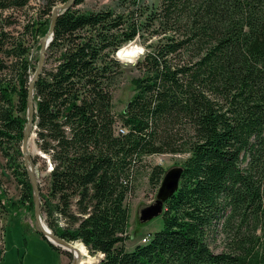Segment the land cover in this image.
Segmentation results:
<instances>
[{
    "label": "trees",
    "instance_id": "16d2710c",
    "mask_svg": "<svg viewBox=\"0 0 264 264\" xmlns=\"http://www.w3.org/2000/svg\"><path fill=\"white\" fill-rule=\"evenodd\" d=\"M31 1L0 0V155L20 187L14 201L0 182V205L33 215L21 152L27 87L51 11L67 0L30 13ZM83 1L56 18L45 52L54 66L34 84L36 144L51 163L38 186L48 228L102 255L90 264H264V0H133L127 13L81 11ZM16 12L19 35L9 29ZM143 34L154 41L136 63L142 76L115 112V54ZM160 154L187 155L179 187L162 228L128 251L125 201L143 159ZM164 172L154 165L150 184Z\"/></svg>",
    "mask_w": 264,
    "mask_h": 264
},
{
    "label": "rangeland",
    "instance_id": "374dc122",
    "mask_svg": "<svg viewBox=\"0 0 264 264\" xmlns=\"http://www.w3.org/2000/svg\"><path fill=\"white\" fill-rule=\"evenodd\" d=\"M132 1L133 0H84L81 4L77 5V8L81 11L111 8L117 13H127L128 7L132 9ZM137 2L140 7H157L159 5V0H137ZM39 3H41V0H32L27 11L32 13V9L36 10ZM13 17L16 19V22L14 25L10 26L9 29L11 33L19 35V33H21V28L18 24L21 17L20 12L14 13ZM145 37L146 34L136 37L125 46H129L132 49L131 53L135 52L137 46L147 49L146 45L154 41V38L146 39ZM120 49H118V51ZM118 51L115 57L120 64L121 74L116 79L112 93L113 110L115 112H120L133 95L135 88L131 80L142 76L141 71L136 66V63L142 58L136 59L135 64H126L124 61L130 60L133 57L130 56L128 59L117 58ZM36 54L38 53L36 52ZM44 66L51 68L54 66V62L51 59L45 58ZM28 154L29 161L37 179V184L41 190L44 191L48 185V172L51 169V163L48 161L47 156L38 149L34 130L30 136ZM41 154L45 157H42ZM35 155L45 158L44 161L33 164L32 158ZM186 156L185 154H160L150 155L143 159L141 163L142 166L138 168L135 173V191L132 195L128 196L125 201L129 209V226L127 232L130 236L124 243L126 250L130 251L135 245L146 243L150 235L160 230L163 226L161 215H157L146 222H141L139 220L140 209L153 202L160 184V182L157 185L150 184L148 179L150 169L154 165H160L163 167L164 171L174 166H181ZM0 182L8 198L14 201L19 198L20 187L13 178L11 172L4 167V159L1 155ZM16 212L17 214H15ZM222 240V234L218 232L215 242H210L211 250L214 252L221 251L224 248ZM85 252L87 255V262L97 261L101 257L100 253L91 255L88 251L85 250ZM65 259L67 260L66 264L71 260V257L66 254V250L60 247L59 249L54 248L49 244L48 240L43 237L38 229L34 216L24 207L20 206L15 210L10 208L9 210H5V208L0 205V264H64Z\"/></svg>",
    "mask_w": 264,
    "mask_h": 264
},
{
    "label": "water",
    "instance_id": "95a60500",
    "mask_svg": "<svg viewBox=\"0 0 264 264\" xmlns=\"http://www.w3.org/2000/svg\"><path fill=\"white\" fill-rule=\"evenodd\" d=\"M73 0H67L63 4L56 5L51 11L50 24L46 31V33L41 37L38 44L40 45L38 51L37 64L34 70V73L29 78L28 87H27V108H26V123L24 125V129L22 132V140H21V152H22V160L24 166L26 168V172L32 187V196H33V205L34 212L33 216L37 223L38 229L41 234L54 246L60 247L63 250H66L71 254V260L68 264H90L95 261L82 262L81 255L79 253V248L77 246V241H66L56 235H54L51 230L48 228L47 224L44 221L43 214L40 211V195L37 184V179L34 174L32 165L29 161L28 154V144L30 140V136L32 135V131L36 128L34 123V114L36 112L35 103L33 100L34 93V84L38 76L41 74L42 68L44 66L45 52L53 39V29L56 18L69 8L72 5ZM42 157H45L41 154ZM183 173L182 166H174L166 170L161 178L159 187L156 191L155 198L153 202L149 205L143 207L139 211V220L141 222H146L151 218L161 215L163 212V204L164 202L170 198L175 191L179 187V182ZM45 226V228L42 226ZM84 246L83 243H81ZM74 250L76 254L72 252ZM86 251H88L86 249ZM102 256V255H101Z\"/></svg>",
    "mask_w": 264,
    "mask_h": 264
},
{
    "label": "bare ground",
    "instance_id": "6f19581e",
    "mask_svg": "<svg viewBox=\"0 0 264 264\" xmlns=\"http://www.w3.org/2000/svg\"><path fill=\"white\" fill-rule=\"evenodd\" d=\"M132 52V49L129 47V46H125V47H123V48H121L119 51H118V56L120 57V58H126V59H128L131 55H130V53ZM42 226H43V224H42ZM44 228H45V226H43ZM77 246H78V248H79V253H80V255H81V259H82V262H85V260H86V258H87V255H86V252H85V250H86V247H83V245L81 244V243H79V242H77ZM72 252L74 253V254H76V252L74 251V250H72Z\"/></svg>",
    "mask_w": 264,
    "mask_h": 264
},
{
    "label": "clouds",
    "instance_id": "9594fccd",
    "mask_svg": "<svg viewBox=\"0 0 264 264\" xmlns=\"http://www.w3.org/2000/svg\"><path fill=\"white\" fill-rule=\"evenodd\" d=\"M134 43V42H133ZM148 49L144 48V47H140V46H137L135 48V52L134 53H131L130 55L133 57L132 59L130 60H125L124 62L127 64V63H131V64H135L136 62V59L138 58H142L144 55H146L148 53ZM117 58H119V56H117Z\"/></svg>",
    "mask_w": 264,
    "mask_h": 264
},
{
    "label": "crops",
    "instance_id": "0c3cea01",
    "mask_svg": "<svg viewBox=\"0 0 264 264\" xmlns=\"http://www.w3.org/2000/svg\"><path fill=\"white\" fill-rule=\"evenodd\" d=\"M66 262H67V260L65 259V262H64V264H66Z\"/></svg>",
    "mask_w": 264,
    "mask_h": 264
},
{
    "label": "built area",
    "instance_id": "2783aa9c",
    "mask_svg": "<svg viewBox=\"0 0 264 264\" xmlns=\"http://www.w3.org/2000/svg\"><path fill=\"white\" fill-rule=\"evenodd\" d=\"M120 131H123L122 129H119Z\"/></svg>",
    "mask_w": 264,
    "mask_h": 264
}]
</instances>
